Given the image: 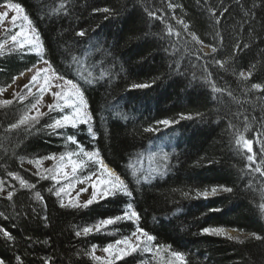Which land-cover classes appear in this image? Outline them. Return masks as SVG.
Listing matches in <instances>:
<instances>
[{"label":"trees","instance_id":"16d2710c","mask_svg":"<svg viewBox=\"0 0 264 264\" xmlns=\"http://www.w3.org/2000/svg\"><path fill=\"white\" fill-rule=\"evenodd\" d=\"M9 3L25 9L43 51L6 43L0 94L46 60L54 73L80 85L93 132L86 124L50 129L69 112L60 110L13 129L25 114L31 116L33 98L0 105V230L13 237L8 241L0 234V259L104 264L96 251L139 227L155 237L152 248L181 252L186 264H264V239L252 236L264 237V176L247 169L246 153L235 145L242 133L253 140L257 163L264 158V0H0V8ZM81 30L83 37L76 34ZM249 71L242 79L240 73ZM257 83L261 89L252 88ZM138 84L149 87H133ZM165 119L174 123H159ZM80 148L98 151L133 196L68 206L54 195L52 179L29 168ZM9 173L35 187H22ZM204 191L207 198L198 195ZM129 203L140 216L137 223L121 220L83 234L86 226L123 215ZM205 228L247 236L228 239ZM149 260L137 251L116 264H152Z\"/></svg>","mask_w":264,"mask_h":264},{"label":"snow or ice","instance_id":"6c2138e0","mask_svg":"<svg viewBox=\"0 0 264 264\" xmlns=\"http://www.w3.org/2000/svg\"><path fill=\"white\" fill-rule=\"evenodd\" d=\"M6 7L16 13L15 16L12 17L11 22L15 25L17 19H20L22 21H26L28 25H31V20L29 19L27 14L25 13V9L19 4V3H9L6 5ZM105 12L108 11V9H104ZM227 11V9H225ZM151 16H155V13H149ZM215 15V13H213ZM8 16V12L5 11L3 13H0V23H2L5 18ZM180 24L184 26L185 29L188 28V25L184 23L183 20L178 21ZM219 22V21H217ZM33 32H35V29H32ZM78 36L83 37L86 35L85 31L81 30L78 33H76ZM169 34H173L171 32V29H169ZM175 35L179 36V33H174ZM13 45H19L21 48L27 46H30L31 48L35 49L37 53L39 54L41 45L39 43V34L36 33L35 35H27L21 30L20 33H16L11 35L10 37ZM192 39L196 40L197 42H200L198 40V37L195 36V34H192ZM7 41L4 42V44H0V54H2V51L5 47V44ZM237 48L239 45L236 46ZM217 49L215 47H212V52L215 53ZM45 64L48 63V61H43ZM216 63L223 67V64L217 60ZM28 71H32V69H28ZM52 71L49 68L45 69H38L36 73L31 77L30 84H36L38 83V77L43 81V83L39 87V92L41 94V98L45 91H51L53 87L57 88L58 91L52 92V96L55 101H57L54 104H49L48 108L49 111H56L60 110L63 112L66 108L70 109V111L63 115L61 118L55 119L48 125L50 129L53 131L57 129H63L66 127H72L76 128L80 124H88L91 120V117L88 114L87 111V104L84 99V94L81 91L80 85L76 82H74L72 79H67L65 76L60 75L58 73H53V75H49V72ZM24 73H21L20 75H23ZM252 75V72L249 71L247 76L243 72L240 73V76L242 79H248ZM16 78H14L15 81ZM62 81L63 83H57L53 84L52 81ZM90 82V81H89ZM133 87L137 88H144L149 87L148 84H138L133 85ZM25 88L29 89V94H31V88L29 85H25ZM252 88L254 89H261V84H253ZM215 91H219V89H214ZM3 104L7 105L10 104L11 101H3ZM39 103V100H37V103L32 104L31 108L36 109V116H30L28 114H25L20 120L19 124H12L11 128L15 129L19 125L27 124L29 121L32 122H38V118L43 115L39 112L37 108V104ZM184 118V117H182ZM191 118V117H188ZM159 123H162L164 125H170L174 123L170 120H163ZM151 130V129H149ZM245 131H247V128H245ZM89 132H91V128H89ZM259 137V134H257ZM68 141H71L72 143H77L75 137L68 136L66 137ZM235 145L239 150L246 153V161H247V169L250 172H258L262 176H264V158L260 160L259 163H257V153L253 151V140L252 139H246L245 136L241 133L238 134L237 139L235 140ZM261 156L264 157V146L260 149ZM79 155L82 157V159L79 160H72L73 156ZM99 153L97 152H86L83 150V148L79 149V153L77 152H68L66 154L61 155L60 157H56L55 155H52L50 157H47L48 159H52L54 161H58L57 165L54 166L52 169H46L45 171L49 173L50 175L44 176L41 174V178L44 179H52L57 184L60 183V180L58 177H64L65 179L68 178L69 173L65 171V168L67 166L66 162L71 163V173L74 175L77 170L81 167H83V160L87 161H93L97 164H99L101 169V178L98 179L95 183L92 184V187L94 189V192L92 194V198L88 199L83 204L75 203L70 201L68 206L77 207V208H87L88 206L92 205L99 196L100 198H108L110 196H116L119 194H123L127 197L133 196V191L130 190L128 183L124 179L121 178L120 175L116 174L113 170L107 168L106 165L103 164L102 160H94V157H98ZM33 161H30L32 163ZM39 166V161L36 162ZM253 165H256L253 167ZM135 174V173H133ZM9 175L14 176L15 179L19 180V183L22 187H32L34 188L35 185H29L25 180L20 178L19 176H15L13 173H9ZM150 176H145V180H149ZM86 179H91V177H86ZM82 182V181H79ZM139 182V181H138ZM70 186V185H69ZM223 190L226 192H231L232 189L226 186H222ZM0 191H3V182L0 181ZM49 191H53L52 189H49ZM82 191H86V189H82ZM217 191V187H213L211 189V194H215ZM66 192L65 187H60L58 190L54 192V195L56 197H60L62 193ZM208 191H204L203 193H199L198 195H202L204 198H207L209 196ZM13 198V192L9 191L7 195L8 200H12ZM35 198L38 201H43V197L41 196L40 192L35 193ZM262 198H264V194H262ZM61 207H65L63 203L60 205ZM261 211H264V205H261ZM46 220L47 217H44ZM139 220L140 216L139 214L132 210V204L129 203L127 205V210L124 212L123 215L115 216V217H108L103 218L99 222H97L93 226H86L82 229L83 234L87 235L89 233H92L95 231H101L104 227L108 225H113L117 221L121 220ZM203 232L218 235V236H227L228 239H236L226 232L223 228H205L203 229ZM0 234H2L8 241H12L13 237L10 233H8L6 230H0ZM77 236L81 235V232L75 233ZM252 236L257 240H262L264 237H261L260 235H257L255 233L252 234ZM135 238V241H133L132 238ZM155 240V237L143 228L137 227L136 230L132 233L131 237H125L120 240H116L113 243L108 244L103 251L108 254L107 258L105 259L104 264H116V261L122 260L124 257L131 255L132 253H135L137 251H146L151 252L153 251V248L151 247L152 242ZM242 242V241H241ZM95 249H93L94 252ZM167 251V249H164ZM157 253H159L160 249H156ZM170 257L172 258L171 261L166 262V264H186L185 256L183 253L178 251H171L169 252ZM93 259H100L99 257H92ZM0 264H5V261L3 259H0Z\"/></svg>","mask_w":264,"mask_h":264},{"label":"rangeland","instance_id":"374dc122","mask_svg":"<svg viewBox=\"0 0 264 264\" xmlns=\"http://www.w3.org/2000/svg\"><path fill=\"white\" fill-rule=\"evenodd\" d=\"M5 11L8 12V16L5 18V20L2 23H0V38L3 39L4 42L7 41V44L8 43L13 44L11 39H10L11 35L16 34V33H20L22 29L25 32V34H27V35H30V36L35 35V32L32 31L33 28L31 27V25L29 26L26 21H22L20 19H17L15 25L11 22L12 17L16 15V13L14 11L8 9L6 6L0 8V13H3ZM39 43H40V41H39ZM40 45H41V43H40ZM204 48H205L206 52H210V50H211L209 47H204ZM33 50L36 51L35 49H33ZM42 51H43V49H42V45H41L39 53H42ZM45 68L51 69L47 64H40L39 66L32 69V71L27 72L23 76L19 77L16 80L15 84H13L11 87H9L8 89H6L5 91H3L0 94V105H4L2 103L3 101H12L16 98H21L23 100L33 98L34 103H37V100H39V103L37 104V108H38L40 113L43 114V113H46L47 111H49L48 105L54 104L57 102L54 100L51 93L54 91H58V89L53 87L51 89V91H45L42 98H41V94L39 92V87L43 83V81L38 77V83H36V84H30L29 83L31 80V77L36 73V71L38 69H45ZM53 73L54 72L52 70L49 72V75H53ZM52 83L55 85L57 83H63V82L53 80ZM25 85H29V87L31 88V94H29V89L25 88ZM66 109L64 110L65 112L70 111V109H67V110ZM36 111H37L36 109H33V111L30 113L31 116H36ZM87 111H88V108H87ZM88 114L90 116L89 112H88ZM91 123H92V119L86 125L89 128H91ZM91 132H92V130H91ZM68 152H70V151H68ZM68 152H65L63 154H66ZM60 156H57V158ZM79 159H82V157H80L78 155L72 157V160H74V161L79 160ZM93 159L94 160H97V159L102 160L103 164L106 165L107 168H108V166L113 168L108 163H106V161L100 156L94 157ZM57 163H58V161H54L52 159H44V160H39V166L36 163L35 165H30L29 168L36 173H40V174H43L44 176H48L50 174L47 173L45 170L54 168V166H56ZM66 163H67V166L65 168V171H67L69 173V176L67 179H65L62 176L58 177V179L60 180L59 184H57L53 180V182L55 183L54 184L55 189L58 190L60 187L66 188V192L62 193L60 196L61 201L64 204H69L70 201L75 202V203H79V204H83L88 199L92 198V194L94 192L92 184L101 178L100 166H99V164H97L93 161L83 160V167L79 168L77 170V172L73 175L71 173V163L70 162H66ZM113 171L116 174H118V172L114 168H113ZM86 177H91V179H86ZM79 181H82V182H79ZM82 189H86V191H82ZM101 199H103V198H100L98 196L96 201H99ZM132 210L135 211V209L133 207H132ZM133 221L135 223H137V220L133 219ZM104 229H105V227L101 231H103ZM93 232H95V230ZM226 232L229 233V235H231L232 237H234L236 239H241V238H244L247 236L246 234H243L242 232H240L238 230H226ZM132 239H133V241H135L134 237ZM103 249L104 248H101V249L99 248L96 251V255H98L102 259H106L108 254L105 253L103 251ZM138 252L145 253V254L149 255V257H150L149 261H151L150 263H152V264H166V262L172 260V258L170 257L169 254H165V252H163V251H159V253H157V251L154 248H153V251H151V252H146V251H138Z\"/></svg>","mask_w":264,"mask_h":264},{"label":"bare ground","instance_id":"6f19581e","mask_svg":"<svg viewBox=\"0 0 264 264\" xmlns=\"http://www.w3.org/2000/svg\"><path fill=\"white\" fill-rule=\"evenodd\" d=\"M108 168L111 169V170H113V168H111V167H109V166H108Z\"/></svg>","mask_w":264,"mask_h":264}]
</instances>
